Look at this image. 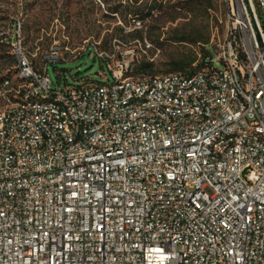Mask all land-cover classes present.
<instances>
[{
	"label": "built area",
	"instance_id": "obj_1",
	"mask_svg": "<svg viewBox=\"0 0 264 264\" xmlns=\"http://www.w3.org/2000/svg\"><path fill=\"white\" fill-rule=\"evenodd\" d=\"M259 12L230 0L216 58L193 74L135 76L95 44L113 81L65 88L48 65L69 45L37 66L21 21L2 30L19 82L0 107V264H264Z\"/></svg>",
	"mask_w": 264,
	"mask_h": 264
},
{
	"label": "rangeland",
	"instance_id": "obj_2",
	"mask_svg": "<svg viewBox=\"0 0 264 264\" xmlns=\"http://www.w3.org/2000/svg\"><path fill=\"white\" fill-rule=\"evenodd\" d=\"M200 1L210 6L208 10L199 7ZM185 2L193 3L189 7L183 5ZM229 4L230 0H0V32L21 21L22 46L37 66L41 54L54 40L63 47L69 45L74 53L64 51L61 62L48 65L52 85L65 88L88 77L102 82L100 74L103 71L113 81L100 59L89 55L95 44L101 50L115 53L116 58L124 57L134 68L135 62H151L149 58L154 56L153 52L146 54L141 49L146 41L151 42L161 50L152 62L157 75L169 73L170 62L186 55L196 56L201 61L203 45L212 48V58H216L217 44L226 37ZM116 5H121L119 13L112 12ZM124 6H128V11L132 10L131 15H127ZM137 9L150 11L141 25L138 18L134 20L133 12ZM126 15L128 22L123 19ZM259 15L264 26V14L259 12ZM203 32L210 34L208 44H191L175 39L180 35L199 39L198 34ZM1 42L5 44L8 55L0 61V107L7 102L5 96L11 94L10 88L3 86L4 80L9 78L13 85L19 82L12 45L1 41L0 37ZM74 54L82 56L72 59ZM131 73L142 75L133 70Z\"/></svg>",
	"mask_w": 264,
	"mask_h": 264
},
{
	"label": "trees",
	"instance_id": "obj_3",
	"mask_svg": "<svg viewBox=\"0 0 264 264\" xmlns=\"http://www.w3.org/2000/svg\"><path fill=\"white\" fill-rule=\"evenodd\" d=\"M106 1V0H105ZM138 1V0H137ZM193 2H185V6H192ZM198 3V2H196ZM121 6V5H120ZM120 6L116 5L114 7H112V12L113 13H119L121 10ZM156 7V6H153ZM160 7V6H159ZM199 7H206V10H208V8L210 6L204 4V2L200 1L199 2ZM123 9L125 10V12L127 13V15H131L132 14V10L129 9L128 11V6H124ZM198 11V10H197ZM124 11H122L123 13ZM127 15L123 16V19L125 22H128L127 20ZM133 15L135 16L134 20L136 18H138V20L140 21V25L142 23L145 22V20L148 18V16L150 15V11L145 12V10H141V9H137L136 11L133 12ZM199 35V39L197 38H193L190 39L188 38V36L185 35H180V36H176L175 39L178 40L179 42H188L191 44H208L209 43V38H210V34L208 32L206 33H200ZM4 45L2 44V42L0 43V61L3 60V58L5 57V55H8L7 50L4 49ZM201 61H199L196 56L194 57H190V56H183L182 58H180L179 60H175L170 62V70L168 71L169 73L171 72H180L183 74H193L194 72L204 69L206 68L208 65H210V60L212 58V48H207L206 46H202L201 47ZM195 62L197 63V66H195L193 68V64ZM136 63V67H132L133 72L135 71V73H141L144 76H156L157 74L154 73V64L152 62H143V61H139L138 63Z\"/></svg>",
	"mask_w": 264,
	"mask_h": 264
}]
</instances>
